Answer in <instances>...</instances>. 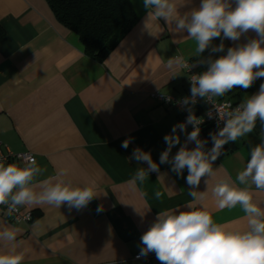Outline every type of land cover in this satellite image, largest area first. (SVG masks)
Masks as SVG:
<instances>
[{
    "label": "crops",
    "instance_id": "0c3cea01",
    "mask_svg": "<svg viewBox=\"0 0 264 264\" xmlns=\"http://www.w3.org/2000/svg\"><path fill=\"white\" fill-rule=\"evenodd\" d=\"M138 18L112 51L98 62L87 56L79 36L62 25L46 0H0V26L5 31L0 41V151L31 153L46 171L38 180L55 176L61 168L68 170L73 185L95 184L98 196L81 209L51 206L21 207L32 215L30 222L13 223L0 207V220L21 230L20 251L23 264H160L156 256L149 263L133 260L141 250V236L160 211L188 210L192 201L182 175L160 163L167 148L164 137L179 124L178 112L158 103L153 94L175 97L190 94V75L208 67L209 57L226 55L229 47L256 38V33L241 36L239 41L223 39V52L206 49L200 57H191L195 42L187 32L175 33L164 19H148L143 0H129ZM183 14L198 7L201 0H175ZM183 57L194 67L166 68L169 58ZM191 57V58H190ZM190 58V59H189ZM177 75V76H174ZM174 76V77H173ZM264 78L251 87L239 86L226 99L240 103L259 91ZM262 126L235 143L214 163L216 175L205 178L196 189L204 192L206 205L216 222L232 229H244L245 214L239 206L219 209L212 187L218 179L236 174L250 158L249 150L260 144ZM192 130L177 129L180 144ZM202 140L204 136L199 134ZM129 140L127 149L121 147ZM195 147L194 142L188 148ZM150 152L159 172L135 188L128 181L139 167L147 164L129 160L133 150ZM205 145V149H210ZM9 163L21 164L17 161ZM161 191L157 200L154 193ZM253 199L264 207V192L253 189ZM102 206V211H97Z\"/></svg>",
    "mask_w": 264,
    "mask_h": 264
},
{
    "label": "clouds",
    "instance_id": "9594fccd",
    "mask_svg": "<svg viewBox=\"0 0 264 264\" xmlns=\"http://www.w3.org/2000/svg\"><path fill=\"white\" fill-rule=\"evenodd\" d=\"M148 9V19H164L175 33L187 32V38L195 42L191 57H200L206 50L223 52V39L239 41L241 36L253 31L256 38L227 49L226 55L217 59L209 57L205 71L190 75L191 95L179 103L189 112L184 123L173 126L171 134L164 137L167 148L160 155V163H168L171 170L182 175L187 169L186 183L190 187L192 201L185 204L188 210L179 208L160 211L154 222L141 236V256L155 253L160 264H264V207L253 199V189L264 192V83L259 91L242 100L235 108L218 105L214 98L224 97L237 86L248 89L258 78H264V0H201L198 7L181 14L175 0H143ZM221 43L213 45L215 38ZM190 57V58H191ZM189 58V59H190ZM183 57L169 58L166 68L175 72L177 68L194 67ZM177 76V75H174ZM173 76V77H174ZM213 104L216 117L223 122L218 132L211 133L213 146L206 150V140L199 138L203 118L193 110L197 98ZM170 102L171 98L167 97ZM213 118L212 111L207 113ZM262 126V142L249 150L250 158L235 179L225 175L212 187L215 204L219 209L237 206L245 214L244 229H232L214 220L207 210L204 192L196 189L202 178L208 187L209 179L216 175L213 163L223 154L224 146L248 136L257 126ZM193 130L174 156L170 153L180 144L177 129ZM194 142L195 147L188 148ZM130 141H123L127 149ZM129 160L147 164L139 167L128 181L133 188L139 181L143 184L150 172H159V165L152 160L150 152L140 148L133 150ZM46 169L41 168L32 156H25L21 164L0 162V206L4 215L11 217L21 207L51 206L60 209L67 204L69 209H81L98 196L95 184L75 186L67 179L69 173L61 168L55 176L38 180ZM159 200L163 193H154ZM102 206L97 211H102ZM21 230L0 220V264H23L24 255L18 240Z\"/></svg>",
    "mask_w": 264,
    "mask_h": 264
},
{
    "label": "trees",
    "instance_id": "16d2710c",
    "mask_svg": "<svg viewBox=\"0 0 264 264\" xmlns=\"http://www.w3.org/2000/svg\"><path fill=\"white\" fill-rule=\"evenodd\" d=\"M56 19L75 32L85 54L102 62L124 35L136 24L138 18L129 0H46ZM5 31L0 26V41ZM219 128L204 125L201 133L210 147V134ZM231 148L224 146L227 153Z\"/></svg>",
    "mask_w": 264,
    "mask_h": 264
},
{
    "label": "built area",
    "instance_id": "2783aa9c",
    "mask_svg": "<svg viewBox=\"0 0 264 264\" xmlns=\"http://www.w3.org/2000/svg\"><path fill=\"white\" fill-rule=\"evenodd\" d=\"M190 95H191V93L186 95V96H182V97L178 98V97H175V96H172V95L163 94V93H160V92H156V93L153 94L155 100L158 103L164 104V105H167V106H171L178 112L179 117H180L179 124L184 123L186 121V119H187V116L189 115V112L186 110L185 107L181 106L179 101H181L185 97H189ZM167 97L171 98L170 102L167 100ZM213 102L218 104V105H231L233 108H235L239 104V103L232 102V101L226 100V99H214ZM191 107H192V110H193L194 114L198 118H203V123L200 125V133H201V129H202V127L204 125H210V126H214V127H217V128L223 127V122L219 121L218 117H216L215 108H214L212 103L206 101L203 98H199L198 97L196 104L192 105ZM209 111H212L213 118H209V116L207 115V113ZM187 128H190L191 130H193V126L191 124L187 125ZM25 156H32L33 157V155L31 153L14 154V153L9 152V151L8 152H1L0 151V162H4L5 164H7L10 161H17V162L22 163L23 158ZM0 207L4 208V206H0ZM31 219H32L31 213L28 212V211H23L21 209H19L18 212L14 213L10 217V220L13 223L20 222V221L30 222ZM154 256H155L154 252L153 253H149L147 256H141L140 252H139V253H137L136 255L133 256V260H138V261H142V262H145V263H149L150 260L152 259V257H154Z\"/></svg>",
    "mask_w": 264,
    "mask_h": 264
}]
</instances>
